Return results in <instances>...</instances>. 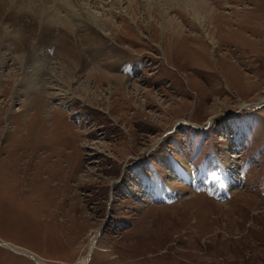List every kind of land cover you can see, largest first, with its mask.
<instances>
[{"label": "rangeland", "instance_id": "1", "mask_svg": "<svg viewBox=\"0 0 264 264\" xmlns=\"http://www.w3.org/2000/svg\"><path fill=\"white\" fill-rule=\"evenodd\" d=\"M205 2L1 14L0 264H264V0Z\"/></svg>", "mask_w": 264, "mask_h": 264}, {"label": "bare ground", "instance_id": "2", "mask_svg": "<svg viewBox=\"0 0 264 264\" xmlns=\"http://www.w3.org/2000/svg\"><path fill=\"white\" fill-rule=\"evenodd\" d=\"M33 1L35 3H33ZM37 1L38 2L36 3L35 0H32V3H31L30 0H0V16L2 14V16H4L5 19L8 18V17H10V16L11 17H13V16H18L19 17V14H18L19 11H16L15 8H17V10L18 9L20 10V8H23L25 6L26 2H30L29 3L30 4L29 5V8H30V10H32V13H33V15H35L36 19H34V17H33V20H32L33 23L28 22L25 25V27H26V30L25 31H28V30L33 31L34 29H36L39 32L40 39H38V40H40V43H41V42L47 41V35H49L53 31L51 29L50 25H49V23H51V21H53V20H52V17L50 18L49 17L50 15L48 16V14L46 13L47 12L46 9L48 8V2L55 1V0H37ZM60 1H61V3H60L61 7H59V8L62 10V12L63 11L65 12V15L66 16H71V17L76 16V17H79L80 19H82V17H85L86 16V14H85V16H83L82 13H78L77 10H74V7L77 6L76 3L79 0H60ZM201 1H202V3H201ZM201 1L200 0H197V1L196 0H177V2H180L179 4H181V6L183 5L182 6L183 9H187L189 11V13L191 14V16H193V17H202L203 16L205 19L203 18V25L201 27H204L205 26V23L207 22V18L209 16V12H208V9H206L208 7V5L205 2L206 0H201ZM58 2L59 1H57L56 3H58ZM52 4H55V3H52ZM73 4L76 5V6L73 7ZM206 5H207V7H206ZM8 7H9V9H8ZM24 8H26V7H24ZM24 8L22 9V11L24 10ZM56 8H58V7H56ZM56 8L54 6V9H55L54 11L57 14L58 11H57ZM6 9H8V12H5ZM110 13H112V12H110ZM202 14H204V15H202ZM62 17H64V16H62ZM14 18H16V17H14ZM62 20H64V19H62ZM86 20H88V22L87 23H82L81 27H79V29L83 31V38H86L87 40L94 39L98 43V45L99 44H106L107 39L104 37V35H102V33L100 34V31L98 32L97 29L91 25V23H96V25H98L99 28H101L102 26H104L105 28L106 27L108 28V24H107L108 21H104V22L103 21H99L98 22L96 20H92L91 19V16H89ZM55 23H56V20H55ZM102 29H104V28H102ZM7 31H9V29H7ZM55 31H56V29H55ZM23 32H24V30H23ZM63 32H64V30L62 29L60 31V33L62 35H64L65 32L64 33ZM171 32L173 33L174 30H171ZM24 33H26V32H24ZM81 34H82V32H81ZM206 38H209V37L206 36ZM5 39H7V38H5ZM60 39H61V37H60ZM209 42H212V40L211 41L209 40ZM111 77L113 79L117 80V82L118 81H122V79L124 78V76H121L120 74L119 75L118 74H111ZM229 159H230V157L228 156V158L226 160H228L227 162L230 164V160ZM174 169H175V179H174V182L177 184V188L176 189H177L178 192L182 191L184 193V192H187V191L194 190L197 187L196 178H195V176L192 175V170L188 166L186 167L184 164H179ZM222 189H224V188H222ZM96 235H97V233H96V230H95V232L92 233V239L93 240L96 238ZM92 243H93V241H92ZM80 262H81V260H80Z\"/></svg>", "mask_w": 264, "mask_h": 264}]
</instances>
